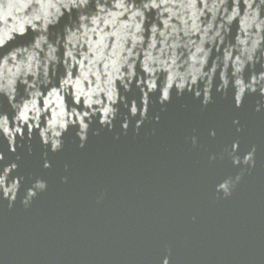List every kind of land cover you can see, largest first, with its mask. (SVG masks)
<instances>
[{
	"label": "water",
	"instance_id": "water-1",
	"mask_svg": "<svg viewBox=\"0 0 264 264\" xmlns=\"http://www.w3.org/2000/svg\"><path fill=\"white\" fill-rule=\"evenodd\" d=\"M0 264H264V0H0Z\"/></svg>",
	"mask_w": 264,
	"mask_h": 264
},
{
	"label": "clouds",
	"instance_id": "clouds-1",
	"mask_svg": "<svg viewBox=\"0 0 264 264\" xmlns=\"http://www.w3.org/2000/svg\"><path fill=\"white\" fill-rule=\"evenodd\" d=\"M34 107V105H33ZM27 111H28V107L25 106L24 110L20 112V118L23 120H27L28 116H27ZM17 131H20V129L18 128ZM246 160L248 159V157L245 158ZM237 179H239V177H237ZM229 194L227 190H225V195Z\"/></svg>",
	"mask_w": 264,
	"mask_h": 264
}]
</instances>
